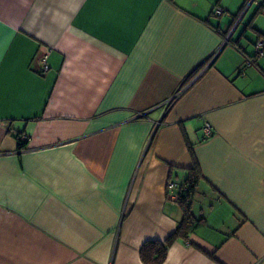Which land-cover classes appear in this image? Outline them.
I'll return each mask as SVG.
<instances>
[{"label": "crops", "instance_id": "crops-1", "mask_svg": "<svg viewBox=\"0 0 264 264\" xmlns=\"http://www.w3.org/2000/svg\"><path fill=\"white\" fill-rule=\"evenodd\" d=\"M258 17L264 0H0V264H144L194 165L199 221L162 264H264Z\"/></svg>", "mask_w": 264, "mask_h": 264}, {"label": "trees", "instance_id": "trees-1", "mask_svg": "<svg viewBox=\"0 0 264 264\" xmlns=\"http://www.w3.org/2000/svg\"><path fill=\"white\" fill-rule=\"evenodd\" d=\"M254 57H262L254 54ZM203 65L198 66L189 76L188 80L195 76ZM190 152L192 153L191 149ZM200 177L199 169L196 165L191 168V173L188 179L184 182L188 187L185 193L180 197L178 203L183 209V217L176 227V229L164 239H157L144 242L140 248V259L144 264H162L166 259L170 245L177 239H185L188 234L198 223L190 210L191 202H189V195H193L194 187Z\"/></svg>", "mask_w": 264, "mask_h": 264}, {"label": "built area", "instance_id": "built-area-1", "mask_svg": "<svg viewBox=\"0 0 264 264\" xmlns=\"http://www.w3.org/2000/svg\"><path fill=\"white\" fill-rule=\"evenodd\" d=\"M224 10L222 8H220L219 6H215L212 10V14L213 15H219L221 13H223ZM226 42V39L224 40V43ZM254 51L255 54L257 56H264V41H256L255 45H254ZM245 64L247 66L254 64V60L252 58H247L245 60ZM186 86V85H185ZM185 86L180 87L176 93L174 94V96L172 97V100L175 99V97H177L185 88ZM168 101L167 104L169 105L171 103V101ZM204 136H209L212 133V129L211 126L208 122H204L203 127H202ZM26 137H21V140L24 141ZM187 185L184 183H179L176 182L174 180H168L166 182L165 185V189H166V199L168 201L171 202H177L179 201L180 197L185 193L186 189H187ZM192 197L193 195H189V202L192 201Z\"/></svg>", "mask_w": 264, "mask_h": 264}, {"label": "rangeland", "instance_id": "rangeland-1", "mask_svg": "<svg viewBox=\"0 0 264 264\" xmlns=\"http://www.w3.org/2000/svg\"><path fill=\"white\" fill-rule=\"evenodd\" d=\"M254 24L255 25H264V17H258ZM258 39H259V41H264V37H261V38H258Z\"/></svg>", "mask_w": 264, "mask_h": 264}]
</instances>
